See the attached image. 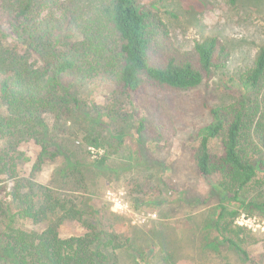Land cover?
I'll use <instances>...</instances> for the list:
<instances>
[{"label":"trees","instance_id":"trees-1","mask_svg":"<svg viewBox=\"0 0 264 264\" xmlns=\"http://www.w3.org/2000/svg\"><path fill=\"white\" fill-rule=\"evenodd\" d=\"M231 58V49L218 36L196 42L191 50L176 47L164 20L140 0H0V264H150L144 259V241L117 232V216L86 196L91 184L80 158L84 150L105 148V155L89 162L92 169H104L121 151L124 133L105 137L92 132L79 146L74 141L58 146L59 154L67 155L63 173L72 177L81 196L21 177L17 147L31 139L43 143L35 177L49 146L58 145L57 137L45 136L46 117H54L61 133L67 119L87 109L77 88L113 82L121 95L131 96L147 78L189 90L226 70ZM227 83L243 102L207 106L212 120L195 134L198 173L217 177L214 188L221 196L214 219L199 231V248L218 264L230 263L225 250L250 264H264L252 256L254 235L235 222L242 211L264 217V178L259 179L264 166V47L251 66ZM159 127L170 138L183 131L171 120ZM215 140L220 141L218 152L211 147ZM131 183L138 204L155 194L151 177ZM252 190L259 193L252 196ZM53 217L57 222L42 231L23 225ZM66 221L79 223L84 233L63 238L60 226ZM161 257L162 264H179L175 248Z\"/></svg>","mask_w":264,"mask_h":264},{"label":"rangeland","instance_id":"rangeland-1","mask_svg":"<svg viewBox=\"0 0 264 264\" xmlns=\"http://www.w3.org/2000/svg\"><path fill=\"white\" fill-rule=\"evenodd\" d=\"M158 14L169 29L170 40L182 50H191L195 43L209 36H218L231 49L232 58L226 70L201 86L178 90L144 78L142 90L134 95H121L118 84L105 82L76 89L86 104V111L66 120L64 131L56 130L52 116L46 117V138L57 137L58 145L49 146L50 154L35 177L33 167L44 151L43 143L27 140L17 147L21 155L20 176L51 186L62 194L81 196L72 177L63 173L68 161L66 153L59 154L58 146H76L87 133L101 136L125 134L121 151L111 157L108 167L100 170L89 167L105 148L84 150V174L88 186L87 198L95 207L117 216L115 229L126 237H139L146 244V259L150 264H162V257L176 249L179 264H218L200 250L199 231L211 220L221 201L214 188L217 177H203L195 164L196 130L211 122L207 106L240 104L244 97L228 86V79L251 66L264 47V0H140ZM173 121L182 133L170 138L163 134L159 123ZM145 123L144 133L140 132ZM76 131L79 136L76 137ZM115 144L117 141L114 142ZM63 144V145H62ZM66 145V146H65ZM82 146L78 147L79 150ZM218 152L220 141H212ZM70 149L72 147H69ZM51 153H58L56 157ZM264 178V166L259 170ZM152 178L155 194L141 203L135 202L133 179ZM259 190V189H257ZM252 196L259 191L252 190ZM53 217L41 224H23L27 229L42 231ZM236 225L249 230L255 239L250 247L257 261L264 259V217L242 211ZM238 222V223H237ZM1 228V224H0ZM63 238L79 236L84 229L77 222L66 221L60 226ZM208 233V231H207ZM212 234V231H211ZM229 264H250L235 254L224 251ZM140 262V261H139Z\"/></svg>","mask_w":264,"mask_h":264},{"label":"built area","instance_id":"built-area-1","mask_svg":"<svg viewBox=\"0 0 264 264\" xmlns=\"http://www.w3.org/2000/svg\"><path fill=\"white\" fill-rule=\"evenodd\" d=\"M90 150L92 151V150H93V148H92V149L90 148ZM97 155H98V154H97ZM99 155H100V154H99ZM237 223H238V222H237ZM243 226H244V225H243ZM243 226H242V227H243Z\"/></svg>","mask_w":264,"mask_h":264}]
</instances>
